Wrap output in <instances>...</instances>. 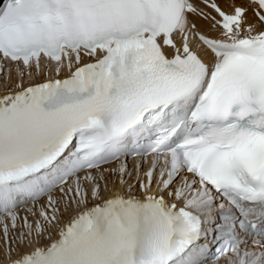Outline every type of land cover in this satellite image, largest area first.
Returning a JSON list of instances; mask_svg holds the SVG:
<instances>
[{"label":"snow or ice","instance_id":"6c2138e0","mask_svg":"<svg viewBox=\"0 0 264 264\" xmlns=\"http://www.w3.org/2000/svg\"><path fill=\"white\" fill-rule=\"evenodd\" d=\"M0 74V264H264V0H0Z\"/></svg>","mask_w":264,"mask_h":264},{"label":"bare ground","instance_id":"6f19581e","mask_svg":"<svg viewBox=\"0 0 264 264\" xmlns=\"http://www.w3.org/2000/svg\"><path fill=\"white\" fill-rule=\"evenodd\" d=\"M222 2H223V0H222ZM198 23H200L202 26H203V22L202 21H199ZM3 91H4V89L3 90H0V93H3ZM111 189L113 188V187H111V185L109 186ZM59 195V193L57 194V196ZM65 219H67V216H65Z\"/></svg>","mask_w":264,"mask_h":264}]
</instances>
